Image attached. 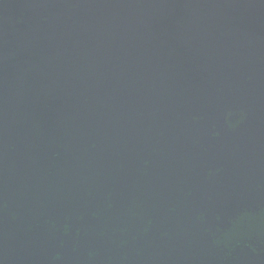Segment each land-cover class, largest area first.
<instances>
[{
    "label": "water",
    "instance_id": "water-1",
    "mask_svg": "<svg viewBox=\"0 0 264 264\" xmlns=\"http://www.w3.org/2000/svg\"><path fill=\"white\" fill-rule=\"evenodd\" d=\"M0 264H264V0H0Z\"/></svg>",
    "mask_w": 264,
    "mask_h": 264
}]
</instances>
